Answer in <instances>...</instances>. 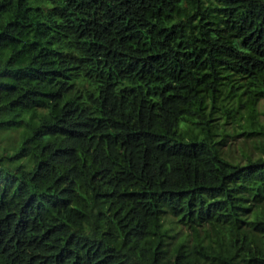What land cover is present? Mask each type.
Instances as JSON below:
<instances>
[{
    "label": "trees",
    "instance_id": "16d2710c",
    "mask_svg": "<svg viewBox=\"0 0 264 264\" xmlns=\"http://www.w3.org/2000/svg\"><path fill=\"white\" fill-rule=\"evenodd\" d=\"M262 115L264 0H0V264H264Z\"/></svg>",
    "mask_w": 264,
    "mask_h": 264
},
{
    "label": "rangeland",
    "instance_id": "374dc122",
    "mask_svg": "<svg viewBox=\"0 0 264 264\" xmlns=\"http://www.w3.org/2000/svg\"><path fill=\"white\" fill-rule=\"evenodd\" d=\"M261 117L264 120V115H262ZM7 133L8 132H3V131L0 130V137L3 136V135H7ZM233 149H236L235 144L233 145ZM233 153H235V152H233Z\"/></svg>",
    "mask_w": 264,
    "mask_h": 264
}]
</instances>
